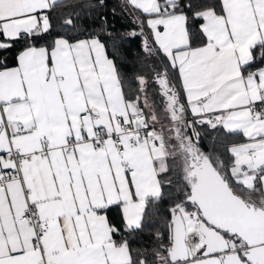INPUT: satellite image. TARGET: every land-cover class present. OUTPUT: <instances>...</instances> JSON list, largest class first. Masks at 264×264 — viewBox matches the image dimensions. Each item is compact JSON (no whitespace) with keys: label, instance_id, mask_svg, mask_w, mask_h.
<instances>
[{"label":"snow or ice","instance_id":"obj_1","mask_svg":"<svg viewBox=\"0 0 264 264\" xmlns=\"http://www.w3.org/2000/svg\"><path fill=\"white\" fill-rule=\"evenodd\" d=\"M0 264H264V0H0Z\"/></svg>","mask_w":264,"mask_h":264},{"label":"trees","instance_id":"obj_2","mask_svg":"<svg viewBox=\"0 0 264 264\" xmlns=\"http://www.w3.org/2000/svg\"><path fill=\"white\" fill-rule=\"evenodd\" d=\"M119 27V25H118ZM138 41H136L135 43H132V44H129V45H126V47L129 49V55L131 56V53L136 49L137 45H138ZM125 68L128 70V71H131V64H127L125 65Z\"/></svg>","mask_w":264,"mask_h":264}]
</instances>
